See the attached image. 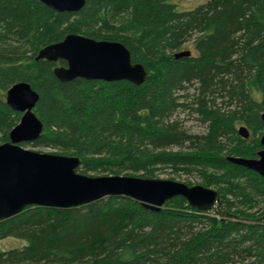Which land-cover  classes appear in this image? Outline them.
Listing matches in <instances>:
<instances>
[{
	"label": "trees",
	"instance_id": "trees-1",
	"mask_svg": "<svg viewBox=\"0 0 264 264\" xmlns=\"http://www.w3.org/2000/svg\"><path fill=\"white\" fill-rule=\"evenodd\" d=\"M180 1L86 0L78 12H57L39 0H0V144L22 117L3 93L27 82L43 131L22 146L79 156L86 175L154 178L170 168L221 197L209 211L181 196L159 210L127 196L28 206L0 220V240L27 242L0 249V264H264V178L227 159L262 148L264 0H202L190 9ZM68 33L122 42L147 79L60 81L54 68L64 60L35 57ZM187 44L195 53L175 58ZM185 112L206 131L186 129Z\"/></svg>",
	"mask_w": 264,
	"mask_h": 264
},
{
	"label": "water",
	"instance_id": "water-1",
	"mask_svg": "<svg viewBox=\"0 0 264 264\" xmlns=\"http://www.w3.org/2000/svg\"><path fill=\"white\" fill-rule=\"evenodd\" d=\"M57 12H78L86 0H39ZM191 50L174 54L177 59L190 57ZM52 62L64 60L66 65L54 68L62 82L84 78L87 80H127L140 85L148 71L132 60L131 51L120 41L97 40L85 35L68 33L61 41L41 48L35 60ZM38 93L27 82H19L6 92V102L22 113L19 123L9 133V141L0 144V220L22 212L28 206L73 208L108 196H127L151 210L161 209L167 201L181 196L198 210L209 211L221 197L212 187L202 184L140 177L133 175H86L78 172L79 156L45 153L21 145L38 138L43 123L34 112ZM264 122V111L261 114ZM239 134L249 138V130L242 125ZM262 148L257 157L228 156L233 163L257 172L264 178V133Z\"/></svg>",
	"mask_w": 264,
	"mask_h": 264
},
{
	"label": "rangeland",
	"instance_id": "rangeland-1",
	"mask_svg": "<svg viewBox=\"0 0 264 264\" xmlns=\"http://www.w3.org/2000/svg\"><path fill=\"white\" fill-rule=\"evenodd\" d=\"M200 2H202V0H181L180 2H178V7L180 9H190L198 5ZM185 49H189L192 51V53H195L191 44H187L184 50ZM3 95L6 98V93H3ZM181 119L184 121L183 123L185 125V128L188 129L191 133L200 134L206 131L207 123L201 120L197 114H188L187 112H185L181 114ZM26 148L45 153H57L55 149L50 148H35L31 146H28ZM157 178L173 179L181 182H190L192 185L201 184V180L196 175H187L181 172H174L170 168L160 170L158 172ZM261 208L264 209V206H262ZM211 213H213V211H211ZM26 244L27 242L23 239L8 237L0 240V249L9 250L12 248H21Z\"/></svg>",
	"mask_w": 264,
	"mask_h": 264
}]
</instances>
